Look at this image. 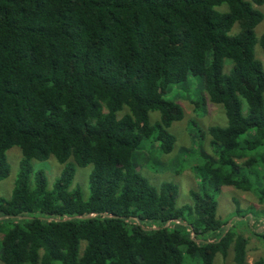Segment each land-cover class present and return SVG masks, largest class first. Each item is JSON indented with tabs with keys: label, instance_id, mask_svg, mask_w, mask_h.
Returning <instances> with one entry per match:
<instances>
[{
	"label": "trees",
	"instance_id": "16d2710c",
	"mask_svg": "<svg viewBox=\"0 0 264 264\" xmlns=\"http://www.w3.org/2000/svg\"><path fill=\"white\" fill-rule=\"evenodd\" d=\"M263 3L0 0V180L7 149L21 151L11 195L0 196L1 264H214L229 249L244 264L247 238L217 216V195L226 185L264 202V69L255 54L258 44L264 57V31L255 34ZM189 74L202 77L227 125L206 129L212 153L200 151L198 188L177 206V185H152L133 157L150 138L172 151L169 127L183 112L163 94ZM51 155L63 169L49 189L32 160ZM88 164L85 198L73 179L75 165ZM246 213L236 202L234 218ZM252 226L264 238V215Z\"/></svg>",
	"mask_w": 264,
	"mask_h": 264
},
{
	"label": "rangeland",
	"instance_id": "374dc122",
	"mask_svg": "<svg viewBox=\"0 0 264 264\" xmlns=\"http://www.w3.org/2000/svg\"><path fill=\"white\" fill-rule=\"evenodd\" d=\"M256 7L263 13V19L255 27V34L259 38L264 31V3ZM238 29L239 26L235 23L231 33L237 32ZM255 54L262 61L264 69V57L258 44L255 46ZM224 62V72H228L231 62L229 59H225ZM163 96L180 105L183 112L182 118L174 121L169 127V132L176 138L173 149L169 153H163L159 149V142L153 138L144 139L135 151L133 161L140 174L152 185L158 187L163 182L176 184L178 188L175 202L177 206H182L191 202L190 191L198 188L199 181L193 166L201 162L200 151L205 150L212 153L206 129L214 125L226 126L227 118L222 104L208 100L201 76L189 74L185 81L170 85ZM158 120V111L149 112L150 123H155ZM6 155L10 171L5 178L0 180V196L3 198H9L14 187L21 159L20 148L17 145L11 146L7 149ZM32 166L33 171L40 170L44 173L49 189L52 188L54 181L63 169V165L53 155L46 160H32ZM91 169V164L75 165L73 186L80 187L85 198L89 195L88 177ZM217 202V216L222 220L232 222L234 228L247 238L244 264H254L256 260L264 258V238L258 236L262 227L252 226L253 219H263L264 202L260 203L253 191H242L226 185L221 187L217 195ZM236 202L243 210L247 211L244 217L238 220L233 215ZM249 208H252V211ZM253 211H257L258 214H251ZM1 237L2 233H0V239ZM214 264H235L232 249L228 250L225 257L218 254Z\"/></svg>",
	"mask_w": 264,
	"mask_h": 264
}]
</instances>
